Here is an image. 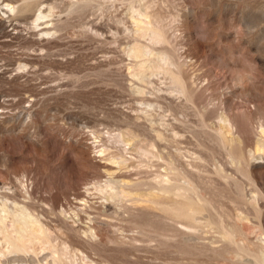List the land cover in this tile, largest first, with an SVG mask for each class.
Returning <instances> with one entry per match:
<instances>
[{
	"label": "rangeland",
	"instance_id": "1",
	"mask_svg": "<svg viewBox=\"0 0 264 264\" xmlns=\"http://www.w3.org/2000/svg\"><path fill=\"white\" fill-rule=\"evenodd\" d=\"M0 264H264V0H0Z\"/></svg>",
	"mask_w": 264,
	"mask_h": 264
},
{
	"label": "bare ground",
	"instance_id": "2",
	"mask_svg": "<svg viewBox=\"0 0 264 264\" xmlns=\"http://www.w3.org/2000/svg\"><path fill=\"white\" fill-rule=\"evenodd\" d=\"M37 6V5H36ZM144 15V14H143ZM43 16V15H42ZM40 17V16H39ZM106 187H109V189H110V187H111V189L112 188H116L115 186H114V184L113 183H111V182H109V183H107L106 184ZM104 188H102L101 190H103ZM116 190V189H115ZM113 190H111V192H112ZM110 192V191H109ZM112 196V195H111ZM116 196V195H115ZM116 198V197H115ZM41 238V237H40ZM48 241H44V243L43 244H47L48 245ZM53 246V245H52ZM50 248H52L51 246H50ZM53 252H55L56 253V251L55 250H53Z\"/></svg>",
	"mask_w": 264,
	"mask_h": 264
}]
</instances>
